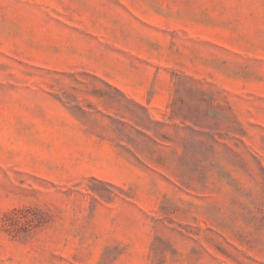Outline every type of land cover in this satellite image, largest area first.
Masks as SVG:
<instances>
[{"label": "rangeland", "instance_id": "374dc122", "mask_svg": "<svg viewBox=\"0 0 264 264\" xmlns=\"http://www.w3.org/2000/svg\"><path fill=\"white\" fill-rule=\"evenodd\" d=\"M0 264H264V0H0Z\"/></svg>", "mask_w": 264, "mask_h": 264}]
</instances>
